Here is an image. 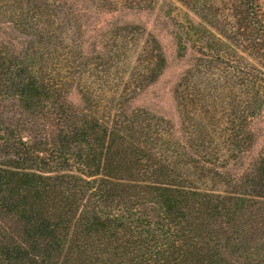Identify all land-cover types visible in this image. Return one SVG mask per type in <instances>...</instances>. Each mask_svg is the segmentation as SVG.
Segmentation results:
<instances>
[{"label":"trees","instance_id":"16d2710c","mask_svg":"<svg viewBox=\"0 0 264 264\" xmlns=\"http://www.w3.org/2000/svg\"><path fill=\"white\" fill-rule=\"evenodd\" d=\"M181 1L201 18L176 34L180 57L192 51L175 88L198 127L190 146L212 120L250 148L264 115L261 1ZM73 18L50 0H0V264H264V146L229 189L203 188L224 173L165 117L125 106L165 70L160 40L147 32L141 46L131 35L146 28L113 22L86 50ZM67 81L82 105L62 96Z\"/></svg>","mask_w":264,"mask_h":264},{"label":"rangeland","instance_id":"374dc122","mask_svg":"<svg viewBox=\"0 0 264 264\" xmlns=\"http://www.w3.org/2000/svg\"><path fill=\"white\" fill-rule=\"evenodd\" d=\"M50 1L55 6L61 4L66 12L75 13V18H73L74 28L71 36L82 41L86 50H92L100 46L99 39H102L99 35L100 31L106 30L113 22L138 24L142 28L140 32H143V28H146L145 34L136 33L131 35V40L134 37L138 41L139 39L142 40L141 46L144 45L147 32L154 34L164 47L167 56V66L155 82L141 89L134 98L130 97L126 100V108L129 110L131 108H144L157 116L165 117L170 122L168 125H171L175 135L186 145L188 144L189 151L193 154L196 152L198 161L209 162L213 170L224 173L223 177L215 173V171L210 176L204 175L199 181L203 188L226 190L229 182L243 175L249 163L257 158L261 148L264 146V115L257 118L252 124L256 135L254 144L250 148L245 145L246 143L241 145L243 150L239 151V157L236 156V150L240 146L241 142L239 140L241 139H235V132L237 131L231 122L224 123L225 129H223L222 125L219 127L210 120L208 122L209 134L207 137L204 139L193 138L196 139L195 143L199 142L196 143L198 146L195 145L194 149L190 146V141L192 140L191 136L194 133H198V127L195 120L191 117L193 113L182 115L175 98L176 85L188 68L192 56L191 50L184 57H180L178 53L176 36L178 22L186 21L188 18L195 22L201 21L200 16L192 8L181 0ZM260 1L264 8V0ZM212 2L223 5L222 0H213ZM62 75L65 76L66 74L63 73ZM60 77L57 78L59 79ZM112 80V83L107 84L110 102L106 106L110 107L107 110L108 112L117 115L119 106L111 104V97L115 94L114 89L117 88V79L113 77ZM122 85L123 83L120 87ZM63 87L62 96L66 100L77 105L83 104L76 82L71 81V85L68 86L67 81ZM97 109L100 111L102 107ZM229 188L230 185L227 189Z\"/></svg>","mask_w":264,"mask_h":264}]
</instances>
